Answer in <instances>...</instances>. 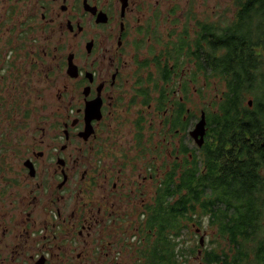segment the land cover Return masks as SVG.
I'll return each mask as SVG.
<instances>
[{
  "label": "flooded vegetation",
  "instance_id": "flooded-vegetation-1",
  "mask_svg": "<svg viewBox=\"0 0 264 264\" xmlns=\"http://www.w3.org/2000/svg\"><path fill=\"white\" fill-rule=\"evenodd\" d=\"M257 2L0 0V264H130L221 146L232 169L236 138L264 208V126L223 123L232 75L210 57Z\"/></svg>",
  "mask_w": 264,
  "mask_h": 264
},
{
  "label": "trees",
  "instance_id": "trees-1",
  "mask_svg": "<svg viewBox=\"0 0 264 264\" xmlns=\"http://www.w3.org/2000/svg\"><path fill=\"white\" fill-rule=\"evenodd\" d=\"M246 12L247 14L234 25V29L239 31L226 36V46L221 52L217 53L211 49L210 57L213 59L217 54L218 57L214 60L216 64L222 65L219 68L221 73L232 75V87L228 91V94L232 95L225 99L224 108L231 111L234 119L231 121L234 122L226 120L223 123L240 125L241 133L250 135L257 129L256 125L264 126V0H258L255 5H246L244 14ZM251 99L249 107L248 101ZM239 114L243 116L242 119H238ZM241 140L244 141L236 138L231 144L234 152H231L226 164H231L232 169L226 170L219 165V162L222 163L219 156L224 155L221 146V152L218 149L217 154L211 155L207 160L208 171L205 176L197 182L180 183L179 188L187 192L181 194L180 191L175 203L163 211L162 224H146L147 246L144 249L140 246L136 249L137 259L134 264L264 263V226L259 224L264 221V208L261 204L263 196L257 192L259 197H254L252 188L254 182H258L259 186L260 181H253L252 174H242L235 164V148ZM259 143L257 141V146ZM230 178L242 183L244 189L240 196L223 193ZM207 188L210 190V209L206 201ZM245 189L249 191L246 192ZM224 199L227 209L222 207L225 206L222 203ZM196 207L201 208L199 215H207L209 212V226L215 229L217 236L226 243L227 249L211 245L201 248L199 242L189 246L185 241L186 228L192 225L188 224V221L197 213L194 211ZM230 207L234 208L229 211Z\"/></svg>",
  "mask_w": 264,
  "mask_h": 264
},
{
  "label": "rangeland",
  "instance_id": "rangeland-1",
  "mask_svg": "<svg viewBox=\"0 0 264 264\" xmlns=\"http://www.w3.org/2000/svg\"><path fill=\"white\" fill-rule=\"evenodd\" d=\"M212 12H213V9H210L207 13L212 14ZM196 227H200V230H201L200 234H203V236H204L203 246L201 248H204V246H206V245H207V247L209 245H211L212 247H215V248L220 246V248L223 247L224 249H227L226 243L221 238H219L217 236L215 229L208 226L207 224H202L201 226H196ZM192 232H193V228H191V226L186 228L184 238H185V241H187L188 245L190 244L189 246L193 245L195 242H199L198 237L191 236ZM198 252H200V251H198ZM130 260H129L130 264L135 263V260H133V256H132V258H130ZM192 264H194V262ZM195 264H197V262ZM198 264H199V262H198Z\"/></svg>",
  "mask_w": 264,
  "mask_h": 264
},
{
  "label": "water",
  "instance_id": "water-1",
  "mask_svg": "<svg viewBox=\"0 0 264 264\" xmlns=\"http://www.w3.org/2000/svg\"><path fill=\"white\" fill-rule=\"evenodd\" d=\"M248 106L251 107V101H248ZM203 126H204V121L203 120L199 121V123L196 125V129H195L196 134L202 133ZM199 245H200V247L203 246V238L202 237L199 238ZM198 254H200V252H198Z\"/></svg>",
  "mask_w": 264,
  "mask_h": 264
}]
</instances>
